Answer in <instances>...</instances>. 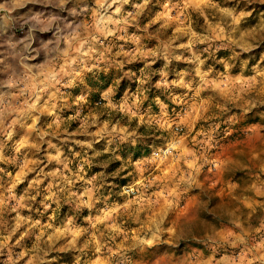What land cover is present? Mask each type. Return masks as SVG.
Segmentation results:
<instances>
[{"label":"rangeland","instance_id":"374dc122","mask_svg":"<svg viewBox=\"0 0 264 264\" xmlns=\"http://www.w3.org/2000/svg\"><path fill=\"white\" fill-rule=\"evenodd\" d=\"M0 264H264V0H0Z\"/></svg>","mask_w":264,"mask_h":264}]
</instances>
